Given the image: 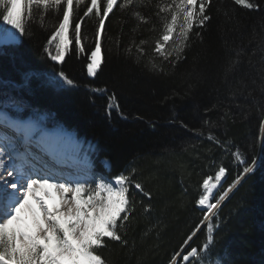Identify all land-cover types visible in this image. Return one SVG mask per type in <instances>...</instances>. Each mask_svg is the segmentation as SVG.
I'll return each instance as SVG.
<instances>
[{"label":"trees","instance_id":"16d2710c","mask_svg":"<svg viewBox=\"0 0 264 264\" xmlns=\"http://www.w3.org/2000/svg\"><path fill=\"white\" fill-rule=\"evenodd\" d=\"M254 2L259 7L248 10L233 0H213L210 22L197 29L202 38L193 33L183 59L172 67L156 58L164 72L153 71L148 62L161 29L154 7L138 9L152 18L138 27L131 9L114 8L102 38L104 62L93 78L86 73V57L73 51L60 64L45 53L46 41L62 19L53 11L41 22L34 10L30 34L19 44L0 46V102H14L25 117L48 114L54 125L76 135L74 146L97 172L114 178L131 165L151 193V198L134 193L152 207L129 230V246L110 242L101 250L113 264H169L201 224L206 209L195 201L202 180L220 166L227 171L211 202L234 186L212 217L214 243L207 252L201 248L203 264H264V92L258 72L264 64V0ZM95 26V18H85L82 34L88 50L94 47ZM141 40L147 41L146 55L138 60ZM239 50L242 62L226 81L229 55L235 58ZM59 72L74 84H64ZM111 96L119 107L109 111ZM226 111L229 118L223 120ZM209 134L223 146L210 141ZM237 149L246 164L236 160ZM103 159L109 161L108 169ZM244 167L252 171L244 173ZM206 233L202 226L188 248L202 246Z\"/></svg>","mask_w":264,"mask_h":264},{"label":"snow or ice","instance_id":"6c2138e0","mask_svg":"<svg viewBox=\"0 0 264 264\" xmlns=\"http://www.w3.org/2000/svg\"><path fill=\"white\" fill-rule=\"evenodd\" d=\"M233 2L248 10L259 7L254 0ZM212 4L213 0H155L154 4L153 0H120L119 4L118 0H0V27L9 26L13 31L3 30L11 39H16V33L20 36L30 34L27 25L32 21L34 10L41 22L50 11L55 12L62 19L54 25L55 30L44 47L45 53L52 61L62 64L74 51L78 57H86L87 75L96 77L104 62L102 38L109 14L117 6L121 11L131 9L132 16L139 22L138 27L139 24L152 23V18L138 9L154 7L161 29L148 62L153 71L164 72L163 64L156 63V58L172 67L179 63L193 33L202 38L197 29L205 28L210 22ZM81 8L82 15L76 19ZM85 18H95L96 21L94 47L90 50L86 49V37L82 34ZM152 30H155V25ZM145 44L147 41L141 40L136 45L138 60L146 55ZM241 52L236 51L235 58L229 55L226 81L238 70L242 62ZM258 72L260 89L264 92V64ZM56 75L64 84H74L64 72ZM239 83L243 84V81ZM238 91L233 90L231 94L236 96ZM118 107L115 96L109 97V111ZM228 118L226 111L221 119ZM0 122L18 134L15 138L4 136L0 142V264H113L101 250L108 248L110 242L122 248L128 247L129 230L137 222L138 215L148 213L152 207L135 198L136 190L151 198V193L145 190L137 176V169L129 165L114 178H97L80 171L84 162L75 154L66 153L55 141L48 140L46 133L35 124L9 121L3 114H0ZM205 123L212 124L211 121ZM200 135L204 133L200 132ZM207 138L221 144L214 135L209 134ZM5 156L12 160L11 165L6 164ZM234 156L241 164L247 163L239 149ZM68 168H77L78 171L65 175L64 170ZM226 171L220 166L214 176L208 175L202 180L203 191L195 203L206 209L205 215L201 224L184 241L181 251L173 253L169 264H178V261L180 264H203L201 248L207 252L214 243L212 217L216 216L215 210L234 186L218 195L215 203L211 202L213 190L220 185ZM250 171L252 169L248 167L243 168L244 173ZM239 180L238 175L235 183ZM202 226L207 229L205 242L200 247L188 248L189 241ZM132 247H135V241Z\"/></svg>","mask_w":264,"mask_h":264},{"label":"rangeland","instance_id":"374dc122","mask_svg":"<svg viewBox=\"0 0 264 264\" xmlns=\"http://www.w3.org/2000/svg\"><path fill=\"white\" fill-rule=\"evenodd\" d=\"M4 28H8V31H13L12 29H10L9 26H6V25L0 27V46L16 45L22 41L23 36H20L19 33H16V39H11L8 35V32L3 30ZM22 112H23V109L19 105L14 104L11 101L5 100L3 102H0V114H3L4 116H6L10 121L14 120V121H19L21 123L35 124L44 133H46L47 136H53L52 141H56L58 136L61 134L65 138L72 137V135H73L71 132L65 130L62 125H58V124L54 125V123L52 122L53 119L46 113H42V112L34 113V114H32V116H34V117L23 118V117L18 116V114L22 113ZM65 149L68 152L70 151L71 153L74 152V150H76L75 148H72V145H66ZM101 163L104 167H108V165H109L108 160H102ZM85 172L91 173V170L88 167H86ZM95 176L97 178L100 177L99 175H95ZM105 177H107V176H105ZM222 181H223V178L221 180V183H222ZM112 182L114 183V179ZM219 186L220 185H218L217 188ZM216 189H214L213 192H215Z\"/></svg>","mask_w":264,"mask_h":264},{"label":"bare ground","instance_id":"6f19581e","mask_svg":"<svg viewBox=\"0 0 264 264\" xmlns=\"http://www.w3.org/2000/svg\"><path fill=\"white\" fill-rule=\"evenodd\" d=\"M4 160H5L7 165H11L12 160H10L7 156L4 157ZM69 195H71V194H69Z\"/></svg>","mask_w":264,"mask_h":264}]
</instances>
